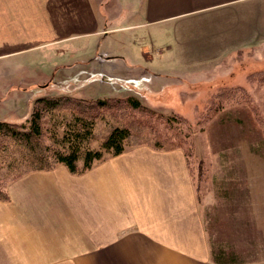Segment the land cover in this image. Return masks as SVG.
Wrapping results in <instances>:
<instances>
[{"label":"rangeland","instance_id":"374dc122","mask_svg":"<svg viewBox=\"0 0 264 264\" xmlns=\"http://www.w3.org/2000/svg\"><path fill=\"white\" fill-rule=\"evenodd\" d=\"M91 1L99 28L117 30L1 57L0 90L10 92L6 100L2 95L1 112L25 121L40 97L135 96L154 113L178 115L194 139L186 165L213 253L239 263L264 261L262 37L193 44L217 15L154 24L141 0ZM125 3L130 6L120 12Z\"/></svg>","mask_w":264,"mask_h":264},{"label":"crops","instance_id":"0c3cea01","mask_svg":"<svg viewBox=\"0 0 264 264\" xmlns=\"http://www.w3.org/2000/svg\"><path fill=\"white\" fill-rule=\"evenodd\" d=\"M139 2L147 23L217 15L193 44H242L255 34L264 44V0ZM114 30L99 28L91 0H0V58ZM9 93L0 90V107ZM2 110L0 121L15 122ZM8 195L0 264H224L214 259L182 150L138 146L81 175L58 165L13 181Z\"/></svg>","mask_w":264,"mask_h":264},{"label":"trees","instance_id":"16d2710c","mask_svg":"<svg viewBox=\"0 0 264 264\" xmlns=\"http://www.w3.org/2000/svg\"><path fill=\"white\" fill-rule=\"evenodd\" d=\"M185 124L178 115L146 109L135 96L40 97L25 121H0V200L9 199L11 182L29 173L64 165L71 174L81 175L138 146L182 150L189 164L194 139ZM214 255L217 263H239L227 261L223 251Z\"/></svg>","mask_w":264,"mask_h":264}]
</instances>
